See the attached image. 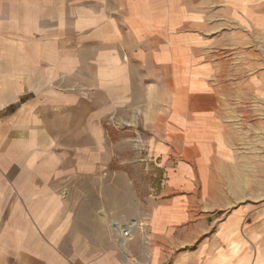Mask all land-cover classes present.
Masks as SVG:
<instances>
[{"label": "rangeland", "instance_id": "374dc122", "mask_svg": "<svg viewBox=\"0 0 264 264\" xmlns=\"http://www.w3.org/2000/svg\"><path fill=\"white\" fill-rule=\"evenodd\" d=\"M119 1L124 5V0H102L99 8L87 2L75 4L69 7L72 12L63 13L66 17L59 13L55 22L31 25L21 22L28 16L26 0H0V222L21 214V209L29 210V202L21 197V176L28 164L38 183L46 176L42 191L53 190L50 186L56 184L58 192L68 193V198L58 199V209L81 207L87 189L69 190L65 184L52 183L57 174L51 170L59 171L68 160L88 158L97 161V173L76 169L88 180L96 177L95 187L89 184L92 190L117 175L129 181L131 192L120 214L111 212L113 202L108 207L112 226L104 225L105 231L77 230L78 246H63L65 252L74 253V264H264V181H258L264 179V168L252 152L249 166L221 165L232 161L233 155L220 148L211 150L207 138L187 134L184 142L179 130L161 128L168 104L162 108L160 96L152 102L142 89L133 102L115 103L104 114L83 119L89 107L84 102H89L90 77L104 70V60L95 49L103 26H93L101 24L100 14L119 17L125 8ZM258 9L255 2L251 11ZM185 27L188 31L191 25ZM57 30H70L73 37H45ZM252 31L247 40L253 45L251 62L258 64L264 59V33ZM192 40L187 37L179 45L187 48ZM76 47L82 48L78 54ZM184 58L191 62L193 54ZM172 83H177L173 74L170 88ZM61 87L73 89L68 101L57 90ZM22 96L29 100L23 102ZM167 97L176 101L171 91ZM74 99L78 103H69ZM183 146L196 149L184 151ZM76 153L80 157L73 156ZM44 202L38 206L43 210L49 198ZM129 210L132 219L125 217ZM177 214L180 223L157 228L167 215L172 219ZM113 223L131 230L125 242ZM40 233L50 250H58L56 244L71 235L69 230ZM94 235H105L107 252L100 257L91 255L103 248L96 238L90 239Z\"/></svg>", "mask_w": 264, "mask_h": 264}, {"label": "crops", "instance_id": "0c3cea01", "mask_svg": "<svg viewBox=\"0 0 264 264\" xmlns=\"http://www.w3.org/2000/svg\"><path fill=\"white\" fill-rule=\"evenodd\" d=\"M260 1L262 0H124L125 6L119 1L125 7L119 17L108 18L106 14H100L101 24L93 26L94 29L103 26L97 42L99 46L95 49L99 50V55L104 60V70L95 72L90 77L87 88L90 93L89 102H84L89 107L85 109L87 112L83 119L88 121L102 115L115 103L133 102L132 97L138 95L140 89L142 92L146 90L152 102L160 96L162 108L167 107L166 102L171 110L168 109L169 113L162 116L164 123H161V128L179 130L184 142L185 135L190 134L203 140L207 138L210 144L205 143L211 150H227L233 155L232 161H224L221 165L249 166L252 152V158H257L259 167L264 168V59L258 64L251 62L253 45L247 40L252 30L264 33V0ZM38 2L39 0H26L28 16L25 20L21 18V22L31 25L55 22L59 13L71 11L69 7H74L75 4L82 6L87 2L88 6L99 8L98 4L102 0ZM253 2L258 3V11H251ZM66 13L63 17L67 16ZM71 15L70 13L69 18ZM185 24L191 25L188 31ZM45 37L66 39L73 37V32L66 30L63 33L57 30ZM187 37H193L192 45L188 43L190 45L187 48L179 45ZM81 47H76L77 54L82 51ZM188 52L193 54L191 62H186L187 59L184 58ZM187 63L190 64L188 67ZM172 74L177 78V83H172L174 87L170 88ZM70 89L57 88L68 97L66 101L74 95L73 89ZM170 91L176 95V101L168 99ZM26 97L22 96L24 101L21 99V102L29 100ZM189 100L192 101L193 108ZM69 103L78 102L74 99ZM191 148L196 149V146H183L184 151ZM73 156L80 157L78 153ZM96 162L88 158L83 161L73 159L68 160V164L59 171L56 168L50 169L53 174H57V180L52 183L65 184L69 190L73 187L76 190L87 189L86 199L81 207L73 209L66 208V205L65 208L58 209V199L60 201V196L68 198V193L58 192L56 184L50 186L53 190L42 191L44 181H41L46 176L38 183L37 175L33 174L34 169L28 168L29 164L24 167L26 175L21 176V185L24 184L21 187V197L29 202L30 207L29 210L21 209V214L14 213L7 221L4 219L0 222V240H7L4 244L0 241V264L77 263L72 258L74 253L63 250V246L73 243L78 246L75 232L85 229L105 231L107 225L112 226L110 221L114 219L108 217V207L113 202L111 212L116 210L120 214L121 209L126 206L131 186L122 176L111 175L110 180L104 179L107 184L102 188L92 190L89 184L92 182L95 187L93 182H96V177L92 175L88 180L76 167H85L97 173L96 167L99 165ZM73 197H76L75 193ZM32 198L34 201L31 206ZM47 198L48 208H39ZM180 210L182 209L176 211ZM130 216L131 210L125 217L132 219ZM181 220L178 214L172 219L167 215L157 223V228H166L169 223L176 224ZM116 229H119L118 225L115 226ZM61 230H69L71 235L56 244L60 246L58 250L46 249L49 241L40 232L59 233ZM10 238L18 241L10 242ZM95 238L103 248L91 255L100 257L107 252L105 235H94L90 239ZM70 240L73 242L70 243ZM87 244L90 245L91 242Z\"/></svg>", "mask_w": 264, "mask_h": 264}, {"label": "built area", "instance_id": "2783aa9c", "mask_svg": "<svg viewBox=\"0 0 264 264\" xmlns=\"http://www.w3.org/2000/svg\"><path fill=\"white\" fill-rule=\"evenodd\" d=\"M118 234L121 239H126L130 235V231L128 229H121L118 231Z\"/></svg>", "mask_w": 264, "mask_h": 264}, {"label": "bare ground", "instance_id": "6f19581e", "mask_svg": "<svg viewBox=\"0 0 264 264\" xmlns=\"http://www.w3.org/2000/svg\"><path fill=\"white\" fill-rule=\"evenodd\" d=\"M132 228H133V225H132ZM119 230H121V228H120V229H116V231H119ZM130 232H131V230H130ZM125 240H126V239H123L122 242H125Z\"/></svg>", "mask_w": 264, "mask_h": 264}]
</instances>
